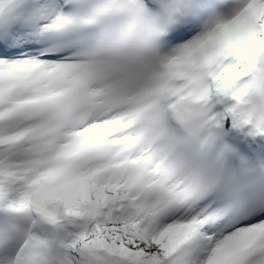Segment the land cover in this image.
Listing matches in <instances>:
<instances>
[{
	"label": "snow or ice",
	"instance_id": "1",
	"mask_svg": "<svg viewBox=\"0 0 264 264\" xmlns=\"http://www.w3.org/2000/svg\"><path fill=\"white\" fill-rule=\"evenodd\" d=\"M0 264H264V0H0Z\"/></svg>",
	"mask_w": 264,
	"mask_h": 264
}]
</instances>
